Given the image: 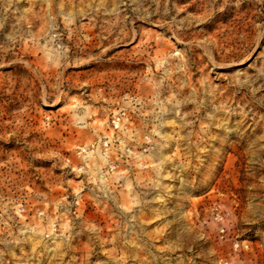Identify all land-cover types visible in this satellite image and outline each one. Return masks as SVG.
<instances>
[{
  "label": "rangeland",
  "instance_id": "1",
  "mask_svg": "<svg viewBox=\"0 0 264 264\" xmlns=\"http://www.w3.org/2000/svg\"><path fill=\"white\" fill-rule=\"evenodd\" d=\"M0 264H264V0H0Z\"/></svg>",
  "mask_w": 264,
  "mask_h": 264
}]
</instances>
